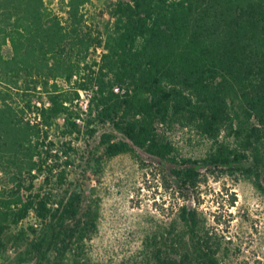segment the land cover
Instances as JSON below:
<instances>
[{"label": "trees", "instance_id": "16d2710c", "mask_svg": "<svg viewBox=\"0 0 264 264\" xmlns=\"http://www.w3.org/2000/svg\"><path fill=\"white\" fill-rule=\"evenodd\" d=\"M90 4L0 0V257L13 251L11 264H64L95 228L81 193L55 188L71 138L95 125L124 138L101 136L107 157L141 149L175 164L187 192L213 169L242 172L264 193V0H104L102 28ZM175 130L208 151L180 157ZM31 214L40 226L22 228ZM179 219L156 264H220L197 209L182 206Z\"/></svg>", "mask_w": 264, "mask_h": 264}, {"label": "rangeland", "instance_id": "374dc122", "mask_svg": "<svg viewBox=\"0 0 264 264\" xmlns=\"http://www.w3.org/2000/svg\"><path fill=\"white\" fill-rule=\"evenodd\" d=\"M45 2L57 10L58 0ZM103 2L91 0L87 6L100 28L108 18ZM100 54L98 50L96 57ZM81 99L82 106L87 104V96L83 94ZM94 128L92 137H72L73 150L67 158L61 156L66 180L55 187L58 197L65 192L81 193L83 213H97L95 228L67 252L64 264H156L155 253L166 251L168 237L183 231L182 206L200 213L209 237L218 245L220 264H264V193L244 173L202 170L199 187L187 192L171 174L178 169L175 164L159 161L141 149L134 147V153L107 157L101 136L124 138L109 125ZM170 138L183 158H201L210 146L186 130H175ZM29 226H40L33 214L21 225ZM14 255L13 251L3 255L0 264H11ZM54 262L51 255L45 262L25 264Z\"/></svg>", "mask_w": 264, "mask_h": 264}, {"label": "built area", "instance_id": "2783aa9c", "mask_svg": "<svg viewBox=\"0 0 264 264\" xmlns=\"http://www.w3.org/2000/svg\"><path fill=\"white\" fill-rule=\"evenodd\" d=\"M82 105V104H81ZM83 107V109H85V107H86V104L84 105V106H82Z\"/></svg>", "mask_w": 264, "mask_h": 264}]
</instances>
